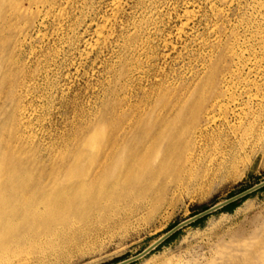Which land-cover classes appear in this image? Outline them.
<instances>
[{
    "label": "rangeland",
    "instance_id": "1",
    "mask_svg": "<svg viewBox=\"0 0 264 264\" xmlns=\"http://www.w3.org/2000/svg\"><path fill=\"white\" fill-rule=\"evenodd\" d=\"M39 8L16 47L19 106L8 101L1 119L11 129L16 108L24 146L43 170L67 168L99 132L104 149L134 145L139 128L173 118L198 90L207 135L127 197L26 237L0 264H117L264 181V0H51ZM235 201L128 264H264V186Z\"/></svg>",
    "mask_w": 264,
    "mask_h": 264
},
{
    "label": "bare ground",
    "instance_id": "2",
    "mask_svg": "<svg viewBox=\"0 0 264 264\" xmlns=\"http://www.w3.org/2000/svg\"><path fill=\"white\" fill-rule=\"evenodd\" d=\"M50 3L51 0H0V255L8 254L26 237L69 225L74 218L101 207V202L127 197L147 174L167 169L173 160L187 155L186 147L200 145L207 135L198 120L205 94L198 90L173 118L139 128L134 145L114 141L104 149L99 132L82 142L84 148L77 151L67 168L43 170L35 154L25 148L15 125L19 106L16 47L26 26L37 17L39 7ZM113 9L117 12L119 5L115 3ZM211 73L206 84L213 82ZM214 94L213 108H220L218 92ZM8 101H16L10 115L14 123L11 129L5 128L1 119ZM212 121L213 127L217 126L214 113ZM83 160H88L90 168L83 164L81 171Z\"/></svg>",
    "mask_w": 264,
    "mask_h": 264
},
{
    "label": "water",
    "instance_id": "3",
    "mask_svg": "<svg viewBox=\"0 0 264 264\" xmlns=\"http://www.w3.org/2000/svg\"><path fill=\"white\" fill-rule=\"evenodd\" d=\"M262 186H264V181L261 182V183H259V184H257V185H255V186H253V187L250 188V189H247V190H245V191H243V192H241V193H239V194H237V195H235V196H233V197H231V198H229V199H227V200H225V201L219 203V204H216V205L210 207V208L207 209V210H204V211H202V212H200V213H198V214L192 216L191 218H189V219L185 220L184 222H182V223L176 225L175 227H173V228H172L171 230H169L166 234H164L161 238H159L155 243H153L151 246H149L147 249H145L144 251H142V252L139 253L138 255H136V256H134V257H132V258H129V259H127V260H124V261H122V262H119V263H117V264H128V263L133 262L134 260H136V259L142 257L143 255H145V254H146L147 252H149L152 248H154L156 245H158L159 243H161V242H162L163 240H165L167 237H169L170 235H172L174 232H176V231H177L180 227H182L183 225H186L187 223L193 222V221H195V220H197V219H199V218H201V217H203V216L209 214L210 212H212V211H214V210H217V209H219V208H221V207H223V206H225V205H227V204H229V203H231V202H233V201L239 199L240 197H242V196H244V195H246V194H248V193H250V192H252V191H254V190H256V189H258V188H260V187H262Z\"/></svg>",
    "mask_w": 264,
    "mask_h": 264
},
{
    "label": "trees",
    "instance_id": "4",
    "mask_svg": "<svg viewBox=\"0 0 264 264\" xmlns=\"http://www.w3.org/2000/svg\"><path fill=\"white\" fill-rule=\"evenodd\" d=\"M236 203H237L236 201L231 202V203L225 205V206L223 207V209L231 208V207L234 206ZM202 219H203V218H201V219H199V220H197V221H200V220H202Z\"/></svg>",
    "mask_w": 264,
    "mask_h": 264
}]
</instances>
